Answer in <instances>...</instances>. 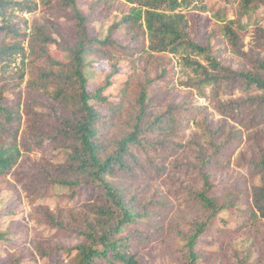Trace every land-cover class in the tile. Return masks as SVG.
Instances as JSON below:
<instances>
[{"label": "trees", "instance_id": "trees-1", "mask_svg": "<svg viewBox=\"0 0 264 264\" xmlns=\"http://www.w3.org/2000/svg\"><path fill=\"white\" fill-rule=\"evenodd\" d=\"M119 1L131 7L112 29L122 26L133 42L140 44L141 50L146 48L153 53L181 57L184 66L194 73L185 83L186 88L205 96L204 90L208 87L218 92L223 85H231V81L242 86L244 97L217 100V109L241 127L255 128L252 134L255 155L239 158V162L244 160L249 165L251 177L257 179V183H252L249 191L239 186L230 188L228 184L213 188L212 168L223 166L230 150L229 143L234 139L233 132L225 136L227 123L217 127L211 120L197 121L191 114L186 115L188 107L185 105H168L165 112L154 115L147 93L150 79L145 78L140 83L141 88L130 93L134 82L129 78L120 89L123 98L115 103L102 96L111 86L110 76L94 91L87 89L83 69L88 58L94 55L107 58L105 47L116 41L110 39L111 30L102 40L88 36L86 18L76 0H39L41 7L51 12L55 23L34 22L28 55L19 40L6 44L5 39L14 41L21 36V28L15 23V19L21 18L17 14L35 12L38 3L0 0V177L16 167L24 153L29 155L34 145H41L39 142L49 136L66 150V159L55 166L39 163L42 173L52 171L40 182L46 187L44 189L50 185L72 188L71 198H75L83 186L101 190L94 201L83 204L82 210L68 212V221L62 219L61 212L48 213L46 220L52 230L54 227L80 237L75 246H55L45 253L62 252L65 264H141L138 256L142 249L153 236L162 234L167 228L164 224L167 209L182 216L178 224L176 251L180 260L177 264L209 262L206 249L201 245L208 236L214 247H220L217 257L212 258L216 261L213 264H226L221 261L224 239H231L242 230L253 232L255 242L262 243L264 250V56L252 54L254 59L249 58L250 67L235 72L226 68L208 47L190 39L192 25L185 11L212 10L217 0H211L214 1L211 7L203 0ZM218 3L224 6L213 16L224 22L223 35L238 56L241 51L237 30L256 22L254 13L259 7L264 10V0H219ZM65 12L75 20L76 31L71 44L62 45L64 39L58 25L67 15ZM261 18L264 19V14ZM53 45L60 48L66 61L52 57L49 48ZM257 46L264 49V43ZM29 54L32 56L29 60L31 70L22 105L23 94L17 89L24 75L18 78L15 75L24 71ZM18 55L22 58L18 67H12ZM14 69L17 71L13 72ZM165 75L162 71L160 78ZM34 93L40 99L33 97ZM185 117L201 131L208 147L204 149L197 141L193 142L196 163L184 167L186 174L194 173V185L198 188L193 184L182 188L175 194L182 206H175L161 189H153V186L170 170L168 165L180 145L173 143L169 148L168 144ZM260 124L261 129L257 131ZM166 180L173 179L167 177ZM134 183H139L135 190ZM148 184H152L151 193L145 187ZM224 212L227 216L221 215ZM237 254L239 251L232 252L236 258ZM248 257L249 250L244 258L233 264H264L263 259L249 263ZM13 264H20V260H14Z\"/></svg>", "mask_w": 264, "mask_h": 264}, {"label": "rangeland", "instance_id": "rangeland-1", "mask_svg": "<svg viewBox=\"0 0 264 264\" xmlns=\"http://www.w3.org/2000/svg\"><path fill=\"white\" fill-rule=\"evenodd\" d=\"M34 1L39 6L35 12L17 14L27 22L21 18L15 19V23L21 28V36L14 41L11 38L5 39L6 44H12L19 40L26 55L30 52L29 40L34 22L44 23L47 20L55 23L51 12H47L41 7L39 0ZM218 1L212 10L202 12L199 8H194L185 11L190 25H192L190 39L208 47L226 68L240 72L250 67L249 58L254 59L252 54L264 56V49L257 46L264 43V19L261 18L264 10L259 7L253 16V18H257L256 22L242 30H237L241 51L237 56L223 35L221 26L224 22L213 16V13L218 12V8L224 6ZM76 2L81 14L86 18L85 26L89 37L102 40L111 30L110 39L116 41V43H110L105 47V50L108 51L107 58L102 59L96 55L88 58V64L83 69V75L87 79V89L94 91L106 80V77L110 76L111 86L104 91L102 96L106 97L109 102L115 103L123 98H121L120 89H123L129 78H133L131 82H134L130 93L139 90L140 83L148 78L151 84L147 93L151 99L150 110L154 115L165 112L168 105L176 107L185 105L188 107L186 115L191 114V117H196L197 121L200 119L205 122L211 120L217 127L220 126L219 124L227 123L224 134L226 136L229 131H232L234 139L229 143L230 150H228L223 166L212 168L210 182L213 188H221L228 184L230 188L239 186L242 190L249 191V186L257 179L251 177L249 165L244 160L239 162V158L244 156L253 158L255 155L253 152L255 137L252 134L256 130L255 128L241 127L230 121L231 119L224 117L217 109V100L227 101L244 97L242 86L231 81V85H223L218 92L208 87L204 90L205 96H200L195 90L185 87V83L191 76H194V73L191 68L184 66L181 57L166 53H153L146 48L141 50L140 44L134 43L122 26L112 29L114 24L120 22L123 15L129 13L130 5L119 0H76ZM203 2H207L209 7L214 3L211 0H203ZM229 18L233 17L229 16ZM59 24L58 31L64 39L62 45L64 43L71 44L76 31L75 20L68 13L61 18ZM143 43L146 45L145 40ZM49 49L53 58L66 61L64 54H61L60 48L56 45ZM20 56L18 55L17 62L13 63L12 67H18L17 64L22 59ZM31 58L32 56L29 54L25 60L23 72L13 70L16 72V78L22 73L24 75L23 81L17 89L23 94L22 105L27 91L26 81L29 79L31 70L29 66ZM197 60L203 61L200 57H197ZM162 71H165L166 75L160 78ZM33 97L40 99L36 93L33 94ZM41 111L46 112V109H41ZM261 126L260 124L257 127V131H260ZM196 141L204 149H207L208 146L203 141L201 131L185 117L168 144L169 148H172L173 143L180 145L178 152L173 154L171 163L168 165L170 170L158 178L153 186V189L155 187L161 189L163 194L167 195V199L175 203V206H182L175 197V194L180 193L182 188L192 186L191 184L194 188H198V185H194L196 183L192 177L194 173L186 174L184 167L196 163L197 152L196 147L193 146V142ZM39 144L41 145L33 146L29 155L24 153L16 167L12 168L7 175L0 177V264H13L16 259L20 260V264H65L66 257L62 252L45 253L54 249L55 246H75L79 244L80 237L73 232H61L54 227L52 230L46 220L48 213L61 212L64 216L62 219L68 221V212L75 213L82 210L84 203L94 201L101 192V190L83 186L77 196L71 198L72 188L50 185L49 188L44 189L46 187L40 182L44 175L47 176L52 171L42 173L38 166L39 163L60 165L66 159V150L59 147L49 136L43 138ZM167 177L173 180L167 181ZM242 178L243 182H241ZM137 184L139 183L132 184L133 190L138 187ZM145 187L151 193L152 184ZM166 212L167 217L164 224L167 225V228L162 234L153 236L142 249L138 256L141 264H177L180 260L176 249L179 238L178 224L182 216L175 215L170 209H167ZM221 215L227 216L226 212ZM211 239V236L205 237V241L203 240L201 244L206 249L205 256L209 258V262L206 264L216 263L212 258L217 257V250L220 248L214 247ZM224 240L226 242L223 243L225 247L223 259L221 260L220 257L219 259L226 264H233L244 258L248 250L249 263L258 259L264 260L262 243L255 242L253 232L242 230L233 234L231 239L225 238ZM233 251H239L237 258L232 255Z\"/></svg>", "mask_w": 264, "mask_h": 264}]
</instances>
